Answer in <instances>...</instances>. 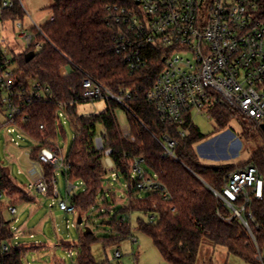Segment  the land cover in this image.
<instances>
[{"label":"trees","instance_id":"trees-1","mask_svg":"<svg viewBox=\"0 0 264 264\" xmlns=\"http://www.w3.org/2000/svg\"><path fill=\"white\" fill-rule=\"evenodd\" d=\"M2 14L3 21L23 20L25 12L19 0ZM122 3V0H53L51 11L54 21L48 23L44 33L45 41L36 29V42H44L41 50L34 45L23 53L8 59L0 51V76L13 67L17 86L29 81H38L48 89L45 97L32 99L19 96L22 109L15 118V126L32 139L36 145L31 158L37 160L43 149H51L58 143L59 132H63L60 115L69 118L74 130V138L66 152L70 164L62 176L66 184L81 182L83 191L71 198L76 213L85 219V228L91 233L85 234L80 225L78 244L63 243L66 250L77 251L76 264H107L98 262L92 254V246L100 242L105 248L117 245L132 235L131 216L135 212L145 215L156 214L157 221L152 223L138 219L141 231L153 240L163 259L169 264H196L201 245L209 241L214 245L227 248L230 254L238 256L248 263L259 264L256 260L255 245L239 221H225L222 216L230 215L217 200L210 186L222 191L226 175L237 166H207L200 162L196 145L205 138L199 131L181 138L177 135V126L164 123L157 115L154 106L143 98L128 103L130 110L124 109L114 101H107V111L99 115L81 116L79 105L90 102L82 98L81 81L83 75H90L110 88L114 93L130 90L144 94L152 86L160 67L153 61L139 71L127 68L122 58L115 52L112 32L108 28V6ZM35 52L34 59L26 62L25 56ZM70 66L72 72L64 76L62 70ZM79 70L84 71L83 73ZM5 91L0 87V108ZM126 111L128 124L134 141L123 137L122 126L116 115L117 108ZM220 127H223L229 115L227 109L218 102L210 107ZM26 117L27 121L22 122ZM184 128L191 129L192 116H187ZM13 126V125H12ZM44 126L46 130L42 131ZM166 134L178 140L176 155L180 163H174L163 157V148L157 138ZM101 136L106 148L113 150L111 159L118 180L128 185L127 193L137 200L128 206L117 207L116 195L106 189L109 181L103 151L95 145V138ZM134 156H144L145 166L151 175H156L169 192L165 200L161 192L141 193L130 182L129 162ZM251 165H256L264 173V149L254 155ZM244 166V165H242ZM47 180L52 183L54 168L43 164ZM5 172V171H4ZM12 194L8 195L9 192ZM19 197V200L4 203L0 200V264H27L32 253H39L43 245H24L13 243L16 239L12 221L4 216V210L18 201L36 203L33 195L25 187H20L8 173L0 176V196ZM53 195V186L49 194ZM112 198V199H111ZM111 199V200H110ZM98 202V203H97ZM155 203V204H154ZM10 212V211H9ZM92 213L102 218L100 225L108 227V234L97 237L90 225ZM255 216L264 223L263 205L255 206ZM123 220L121 223L120 220ZM252 231L261 250L264 249V229ZM9 245V251H3V245Z\"/></svg>","mask_w":264,"mask_h":264},{"label":"built area","instance_id":"built-area-1","mask_svg":"<svg viewBox=\"0 0 264 264\" xmlns=\"http://www.w3.org/2000/svg\"><path fill=\"white\" fill-rule=\"evenodd\" d=\"M14 5L12 0H0V20L3 12ZM108 11V28L112 32L115 52L127 68L135 72L156 61L160 71L148 91L136 94L130 90L114 93L99 80L79 70L84 74L81 81L84 100L114 101L130 110V101L143 98L154 106L162 122L177 126V135L181 138L188 134L189 128L184 126L189 114L201 115L212 105L225 101L247 118L264 138V0H122V3L108 6ZM17 21L28 47L34 45L38 51L44 45V42H36L32 28L49 41L44 28L54 21L53 14L44 25L33 21L29 26ZM71 72L70 66L62 70L64 76ZM0 87L6 94L3 102L10 110L5 126L16 125L15 118L22 109L17 97L29 102L45 97L48 92L38 81H29L28 88L17 86L13 67L1 74ZM26 121L24 117L22 122ZM41 129L43 133L46 130L44 126ZM122 134L129 141L135 140L130 126L122 127ZM157 140L163 148V157L174 163L181 162L176 155V138L166 134ZM95 145L104 153L108 173L118 180L111 159L113 150L106 148L101 136L95 138ZM33 162L31 188L48 195L53 186V193L59 199L58 176L70 167L66 152L57 143L51 149H43ZM43 164L54 168L52 183L46 178ZM129 176L135 190L161 192L165 200L169 199L167 188L156 175L148 172L144 156L131 158ZM224 181L222 191L209 187L223 208L230 211V215L222 218L228 223L240 222L255 245L256 260L264 264V249L261 250L252 231V227L264 229V223L255 216V206L262 204L264 207V173L256 165L247 164L237 166ZM77 190L79 186L68 183L66 199L58 202L63 213H76L70 201ZM127 196L129 203L137 200ZM9 211L13 216L17 214L13 206ZM148 219L154 223L158 218L151 214ZM13 221L16 223V218ZM130 238L136 241L132 235ZM3 251L8 252L9 245H3ZM120 257L121 253L116 252L115 258Z\"/></svg>","mask_w":264,"mask_h":264},{"label":"rangeland","instance_id":"rangeland-1","mask_svg":"<svg viewBox=\"0 0 264 264\" xmlns=\"http://www.w3.org/2000/svg\"><path fill=\"white\" fill-rule=\"evenodd\" d=\"M21 6L25 12L22 20L23 24L29 25L34 21L37 24H46L52 14L51 5L53 0H20ZM18 21L0 20V49L6 54L8 59H13L15 55L23 53L28 48V42L21 37V29L17 27ZM6 98V94H4ZM229 115L226 124L219 126L214 112L210 108L203 114L192 115V126L188 135L199 131L205 136L203 140L197 143L196 150L200 162L207 166H242L251 163L254 155L264 149L263 135L256 130L251 122L234 111L225 101L221 102ZM107 102L105 100L86 102L79 105L78 114L81 116L99 115L107 111ZM10 110L4 106L0 108V176L3 173L13 178L20 187H25L33 195H37V204L23 207L22 204H16L18 213L13 216L8 210H4L6 219L13 221L12 229L18 239L13 243L24 245H43L39 253H32L27 264H76L77 251L71 253L66 250L63 243L78 244L80 230L86 227L85 219L81 229L78 228V213H63L58 206L59 199H66L67 185L62 175L58 176V192L61 195L57 199L53 195L40 194L31 188V171L34 169V162L31 153L36 143L30 139L16 126H5ZM116 115L123 128L129 126L126 111L121 107L117 108ZM211 116V117H209ZM63 124V132H59L58 144L64 152L70 147L74 138V130L69 118L64 114L60 115ZM41 170V169H40ZM5 171V172H4ZM109 181L105 188L114 192L117 200V207H126L129 204L127 185L122 180H116L112 173H108ZM79 194L83 191L81 182H75ZM15 195L11 191L8 195ZM3 202H8L7 196H2ZM112 199V198H111ZM110 199V200H111ZM98 203V202H97ZM25 209V210H23ZM96 216V215H95ZM89 213L85 218L92 217L90 221L92 232L97 237L107 235L108 227L100 225L102 218H96ZM149 216L143 213L135 212L130 219L132 226V236L136 241L128 239L122 240L119 244L105 248L100 242L92 246V254L98 262L107 264H169L167 263L159 250L155 247L153 240L147 234L140 230L138 219L149 221ZM27 223V230L30 234L23 233L21 228ZM25 231V230H24ZM116 252L121 253L120 258H115ZM196 264H252L242 258L229 253L226 247L214 245L205 241L197 256Z\"/></svg>","mask_w":264,"mask_h":264},{"label":"crops","instance_id":"crops-1","mask_svg":"<svg viewBox=\"0 0 264 264\" xmlns=\"http://www.w3.org/2000/svg\"><path fill=\"white\" fill-rule=\"evenodd\" d=\"M5 196V195H4ZM2 201H3V199H1ZM17 200H19V197H15V198H13V197H10V198H8V202L7 203H11V202H14V201H17ZM38 201V200H37ZM38 202H36V203H24V202H22V201H18L16 204H22L23 205V207H27L28 205H35V204H37ZM13 205V207H15L16 208V206L17 205ZM23 210H25V209H23ZM17 213H18V211H17ZM8 220V219H7ZM14 224V223H13ZM13 224L11 225V226H13ZM27 223H24L23 225H22V229H23V233L24 234H27V232L30 234V236H31V238H34V235L31 233V232H36L35 230H39V228L37 227V228H35L33 231H28L26 228H27ZM25 230V231H24ZM17 237V236H16ZM17 239H18V237H17Z\"/></svg>","mask_w":264,"mask_h":264},{"label":"water","instance_id":"water-1","mask_svg":"<svg viewBox=\"0 0 264 264\" xmlns=\"http://www.w3.org/2000/svg\"><path fill=\"white\" fill-rule=\"evenodd\" d=\"M35 55H36V53L33 52V51L27 53L26 56H25L26 62H30L32 59H34ZM263 131H264V127H263ZM77 224L80 225V226L84 224V220H83V218L81 216H78ZM84 231H85L84 232L85 234L91 233V229L90 228H84Z\"/></svg>","mask_w":264,"mask_h":264}]
</instances>
